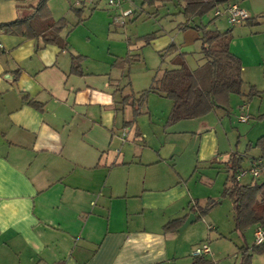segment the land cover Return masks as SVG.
Masks as SVG:
<instances>
[{
	"label": "crops",
	"instance_id": "crops-1",
	"mask_svg": "<svg viewBox=\"0 0 264 264\" xmlns=\"http://www.w3.org/2000/svg\"><path fill=\"white\" fill-rule=\"evenodd\" d=\"M36 2L0 0V23ZM229 2L251 17L229 42L243 79L264 69V0ZM82 53L0 31V264H191L192 244L163 226L188 216L203 179L227 175L224 111L165 125L172 102L149 93L125 124L134 105L122 97H138L165 66L134 88L128 66ZM74 55H85L80 74ZM240 100L238 121L251 117Z\"/></svg>",
	"mask_w": 264,
	"mask_h": 264
},
{
	"label": "rangeland",
	"instance_id": "rangeland-1",
	"mask_svg": "<svg viewBox=\"0 0 264 264\" xmlns=\"http://www.w3.org/2000/svg\"><path fill=\"white\" fill-rule=\"evenodd\" d=\"M75 1L47 0L52 18L55 21L64 18L66 21V27L61 32L63 39L68 41L70 48L101 60L108 59L109 63L115 62L121 56L125 58L129 54L132 55L134 59L127 66L130 81L138 80L139 83L136 86L132 85L135 86L134 88H145L160 66L170 65L171 55L164 54V50L172 43L179 52L185 54L189 68L195 69L204 63L200 53L201 43L196 39L200 33L193 29L194 25L205 26L206 30L219 32L231 29L233 33L239 27L229 25L222 5L218 7L221 11L220 15L215 17L214 11H210L195 18L190 22L189 28L183 30L180 24H183L185 19L180 5L175 0H157L154 5H142L143 0H128L121 7V11L134 8L136 16L132 18L134 13L125 16L122 19L125 23L123 26L121 19L118 20V15L122 12L120 9L109 6L107 0H95L97 2L94 4L84 5H77ZM80 7L81 12L76 13L75 9ZM252 27L254 26H244L247 30H252ZM151 34L154 36L148 38ZM250 70H252L251 74L247 70L243 76V92L247 93L250 85L260 92L250 100H246L247 105H251L250 110L248 109L251 117L246 122L238 121V116L241 114L239 105L242 104L240 100L242 95L233 94L229 98L228 113L222 109L225 115L222 116V122L219 125L221 133L224 130L227 134V136L222 134L223 137H228L232 142L231 150L239 153L247 151L249 156L259 153L254 145L264 134V69ZM252 78L255 84L249 81ZM249 144L252 148L246 150ZM243 163L246 174L241 178V182L246 183L252 176L248 170L249 163L247 161ZM200 168L206 171L204 166ZM217 175L214 173L212 183H207L203 179L196 187V194L198 198H201L198 200L199 203L203 205L211 199L216 202L215 206L191 223L183 231L182 237L187 238L188 243L192 244V252L197 245L207 243L214 255L206 256V258L212 260V264H239V248L251 247L254 244V227L247 228L243 236L234 230L232 202L228 197L222 196L223 183L227 175L224 171ZM262 180V178L257 179L259 182ZM208 224H211L214 229L210 230ZM251 264H264V253H254Z\"/></svg>",
	"mask_w": 264,
	"mask_h": 264
},
{
	"label": "trees",
	"instance_id": "trees-1",
	"mask_svg": "<svg viewBox=\"0 0 264 264\" xmlns=\"http://www.w3.org/2000/svg\"><path fill=\"white\" fill-rule=\"evenodd\" d=\"M157 0H143L142 5H154ZM159 1V0H158ZM163 1V0H162ZM181 7V13L185 22L180 24L181 29L189 28L190 22L201 17L210 11H215L220 5L226 6L230 0H175ZM80 13L82 8L75 9ZM133 10L128 15H132ZM216 17V16H215ZM249 21V20H248ZM246 22V21H245ZM250 22V25H254ZM66 27L64 18L54 20L47 6V0H37L32 7V13L10 22L0 23V31L5 34L24 37L26 39L40 40L41 46L56 45L60 49L66 48V41L61 32ZM193 29L200 33V53L204 63L195 69L189 68L185 54L179 52L172 43L165 50L164 54L171 55L170 65L164 67L161 74L154 77L148 89L138 94L126 95L121 103L132 99L134 105L133 119L125 124H132L138 116L141 105L145 102L149 93H156L172 102L170 113L165 125H171L181 120L203 117L216 109H223L228 113L230 95H242L246 100L260 92L250 85L247 93L243 92L244 81L241 76V60L229 50L231 29L225 32L217 30H206L205 26L194 25ZM154 35H148V38ZM163 56V55H161ZM84 57L74 55L71 58V72L81 73V62ZM134 59L132 55L125 58H118L114 67L124 69ZM34 104V103H33ZM248 120V119H247ZM246 120V121H247ZM252 148L251 144L246 150ZM259 153L252 156L251 165L262 167V176L251 178V181L242 183L236 177L243 170V162L249 157L247 151L243 154L233 152L225 163L227 178L222 191V196L228 197L232 202L234 230L241 236L247 228L261 225L264 227V134L260 136L255 145ZM262 178V181L257 179ZM214 200L208 199L203 205L195 200L189 208V212L195 215L196 220L204 216L215 206ZM187 215L173 219L163 226L164 231H177L183 224ZM254 253H264V243L251 247L242 246L239 248V264H251ZM191 264H208V261L199 257Z\"/></svg>",
	"mask_w": 264,
	"mask_h": 264
},
{
	"label": "built area",
	"instance_id": "built-area-1",
	"mask_svg": "<svg viewBox=\"0 0 264 264\" xmlns=\"http://www.w3.org/2000/svg\"><path fill=\"white\" fill-rule=\"evenodd\" d=\"M128 0H107V4L111 7H115L116 9H120L121 11V7L124 5V3H126ZM95 0H76L75 4L77 5H84L86 3L89 4H94ZM121 15H118V20L121 19V24H123V18L125 16H128L131 13V9L129 10H122L121 11ZM224 12L226 13L227 16V21L229 23V25L231 26H236V25H240L242 23H244L245 21L250 20V15L248 12H246L244 9H242L237 3H229L228 5H226L224 7ZM221 14V11L219 9H216L214 11V15L218 16ZM248 119V116H240L239 120L242 122H245ZM249 172L251 173L252 178H258L260 176H262V167L258 166V165H251V167L248 169ZM246 174L245 170H242L239 172V174L237 175V179L241 180V178ZM253 236H254V244L255 245H259L264 243V227L261 225H256L254 226V230H253ZM210 253V248L208 246L207 243H201L199 245H197L196 247H194L192 255L195 258H203L205 256H207Z\"/></svg>",
	"mask_w": 264,
	"mask_h": 264
},
{
	"label": "water",
	"instance_id": "water-1",
	"mask_svg": "<svg viewBox=\"0 0 264 264\" xmlns=\"http://www.w3.org/2000/svg\"><path fill=\"white\" fill-rule=\"evenodd\" d=\"M196 220L195 215L193 213H189L183 224L178 228V232H183L191 223Z\"/></svg>",
	"mask_w": 264,
	"mask_h": 264
}]
</instances>
